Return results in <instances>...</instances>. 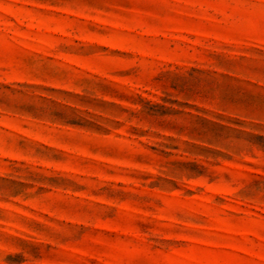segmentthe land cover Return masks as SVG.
I'll return each mask as SVG.
<instances>
[{
  "label": "rangeland",
  "instance_id": "374dc122",
  "mask_svg": "<svg viewBox=\"0 0 264 264\" xmlns=\"http://www.w3.org/2000/svg\"><path fill=\"white\" fill-rule=\"evenodd\" d=\"M0 264H264V0H0Z\"/></svg>",
  "mask_w": 264,
  "mask_h": 264
}]
</instances>
